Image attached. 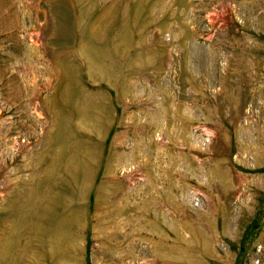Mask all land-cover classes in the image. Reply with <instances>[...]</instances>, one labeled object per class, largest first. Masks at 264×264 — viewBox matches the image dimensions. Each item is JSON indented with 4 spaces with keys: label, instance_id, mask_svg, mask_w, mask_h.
I'll return each instance as SVG.
<instances>
[{
    "label": "rangeland",
    "instance_id": "374dc122",
    "mask_svg": "<svg viewBox=\"0 0 264 264\" xmlns=\"http://www.w3.org/2000/svg\"><path fill=\"white\" fill-rule=\"evenodd\" d=\"M0 264H264V0H0Z\"/></svg>",
    "mask_w": 264,
    "mask_h": 264
}]
</instances>
